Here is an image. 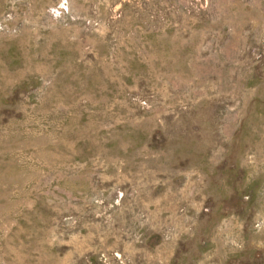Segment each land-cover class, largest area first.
Listing matches in <instances>:
<instances>
[{
  "label": "rangeland",
  "instance_id": "374dc122",
  "mask_svg": "<svg viewBox=\"0 0 264 264\" xmlns=\"http://www.w3.org/2000/svg\"><path fill=\"white\" fill-rule=\"evenodd\" d=\"M0 264H264V0H0Z\"/></svg>",
  "mask_w": 264,
  "mask_h": 264
}]
</instances>
